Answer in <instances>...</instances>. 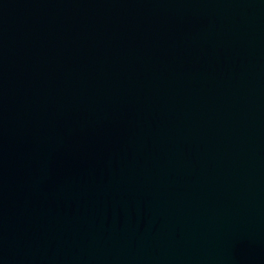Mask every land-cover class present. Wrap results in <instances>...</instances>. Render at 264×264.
I'll list each match as a JSON object with an SVG mask.
<instances>
[{"label": "water", "instance_id": "obj_1", "mask_svg": "<svg viewBox=\"0 0 264 264\" xmlns=\"http://www.w3.org/2000/svg\"><path fill=\"white\" fill-rule=\"evenodd\" d=\"M0 264H264V0H0Z\"/></svg>", "mask_w": 264, "mask_h": 264}]
</instances>
